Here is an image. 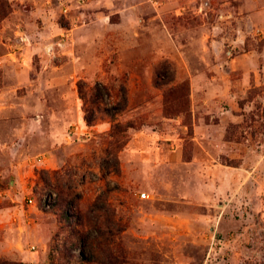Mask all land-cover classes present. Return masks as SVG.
Instances as JSON below:
<instances>
[{"label": "rangeland", "instance_id": "obj_1", "mask_svg": "<svg viewBox=\"0 0 264 264\" xmlns=\"http://www.w3.org/2000/svg\"><path fill=\"white\" fill-rule=\"evenodd\" d=\"M219 2L180 14L184 0H0V264H108L109 240L113 264H264V0L242 13L232 0L225 17ZM212 64L226 96L202 112L221 139L206 150L244 182L208 203L185 162L200 155L193 99L216 92L201 79ZM72 104L93 125L73 111L60 129Z\"/></svg>", "mask_w": 264, "mask_h": 264}, {"label": "crops", "instance_id": "obj_2", "mask_svg": "<svg viewBox=\"0 0 264 264\" xmlns=\"http://www.w3.org/2000/svg\"><path fill=\"white\" fill-rule=\"evenodd\" d=\"M33 2L35 6L40 5L41 3L47 1H41V0H10L13 4L15 3H24V2ZM73 1V0H72ZM218 1V0H217ZM219 9L217 11V15H220L221 17H225L228 15H231L232 13L230 11H226L224 7L228 4H230V1L232 3V0H219ZM238 4V13H242L245 11L243 0H233ZM77 3V2H76ZM47 4V3H46ZM80 4V3H77ZM189 0H184V4L180 6V14L183 12H186V9L188 8ZM190 6V5H189ZM46 8L49 6H45ZM192 10L194 14H198V8L195 7V4H193ZM234 11H236L234 9ZM194 28L192 29V32H194ZM191 37V36H190ZM194 36L192 39L188 38V36L184 37L183 40H181L180 43H178L179 47H188L190 44H194ZM6 47H9L7 43L2 42ZM221 49V48H220ZM35 50V52H39V49H32V52ZM179 50V48H178ZM30 52H27L26 50L21 53V56L18 57L17 63H19V59H24L29 55ZM41 54V52L39 53ZM7 55H16L15 51H7ZM43 55V53L41 54ZM21 64V63H19ZM28 66V65H27ZM55 66V65H53ZM210 66V65H208ZM57 68V66H55ZM233 64L230 63L229 68H233ZM219 64H212L210 66V70H213L216 72L215 74L209 75L207 77L205 75L201 77L202 83L204 84H215L217 87L215 88L216 92L214 94H207L203 96L200 95V99H198V103H195L193 99V113L194 117L197 115V120L195 127H194V137H193V144L194 148L200 152V155L194 156L191 161L185 162L194 165V175L195 179L199 181L194 186V190H208L205 194H200L201 200H206V202L211 203L220 198L221 195L225 194L226 189H235V192L237 193L239 190H241L242 184L244 180L240 175L241 172L238 167H232L228 165H224L221 163L213 154L212 152H208L206 149L216 147V145H220L221 139L219 136H214L212 133L213 127L212 124L205 122L204 117L206 115H203L207 107L209 106L210 102L214 104L213 101L216 102V104L220 103L223 98H225L226 93L223 86H220L222 83L220 78V72L218 71ZM191 83H195L198 79V75L195 71H191ZM242 81L247 80V74H242ZM200 78V77H199ZM67 78L65 76L63 77H51L50 80H46V84H60L66 82ZM237 93L235 92L233 96H236ZM200 100V101H199ZM66 107V105H65ZM73 111L76 112V121L80 122L82 125V128H87L88 126L84 125V119L79 109L75 108L72 104V106H69L67 109L65 108L64 113L62 114L61 118V124L60 129H65L71 124H74L72 115ZM199 111V112H198ZM227 113H230V115H227L230 120H232L235 115L232 111H226ZM224 113V112H223ZM95 129H99L98 126H92ZM221 132V131H220ZM217 134V133H216ZM221 135V134H220ZM223 135V133H222ZM221 135V136H222ZM65 138V137H64ZM62 141V137H58L57 135L54 137V143ZM170 147L173 148V150L170 152L172 154H176V157L180 155V148L178 147V144L174 146L173 143H170ZM175 147V148H174ZM201 150H203L201 152ZM180 161V159H179ZM242 181V182H241ZM234 191V190H233ZM148 195V194H147ZM206 197V198H205ZM204 202V201H202Z\"/></svg>", "mask_w": 264, "mask_h": 264}, {"label": "trees", "instance_id": "obj_3", "mask_svg": "<svg viewBox=\"0 0 264 264\" xmlns=\"http://www.w3.org/2000/svg\"><path fill=\"white\" fill-rule=\"evenodd\" d=\"M84 82L82 81H79L77 83V91L80 95V97L85 100V95H84V91H83V87H84ZM90 97H92V95L90 94ZM90 102L92 103V101L90 100ZM166 106L164 105V108ZM110 118L113 120L115 119V115L112 113L110 114ZM84 119H85V122L87 125H93V118L90 116L89 114V111L86 109H84ZM128 126H126L127 128ZM124 133H125V129L122 128L117 122L114 123L112 125V128H111V132H110V137H119V136H124ZM108 143H112V144H116L117 143V140H114V141H107ZM81 230H74V234H75V237L77 239V242L81 243L82 245H88L89 247L92 246V242L89 240V238H87L86 236V232H85V224L81 223ZM91 228H95L94 230L97 231V233L100 235V230H99V227L98 226H93V224H91ZM107 245L109 246L108 249H107V252H106V256L107 258L105 257L106 259V262H108V264H113L115 263L116 261V254L114 253V249H117L120 251L122 250V248L120 247H117V244H116V247L114 248V245H113V241L112 240H109L107 242Z\"/></svg>", "mask_w": 264, "mask_h": 264}, {"label": "built area", "instance_id": "obj_4", "mask_svg": "<svg viewBox=\"0 0 264 264\" xmlns=\"http://www.w3.org/2000/svg\"><path fill=\"white\" fill-rule=\"evenodd\" d=\"M73 1H75V2H77V3H84L85 1H87V0H73ZM141 197L142 198H146V197H148V195L146 194V193H141ZM29 202H32V200L31 199H29ZM31 248L33 249L34 248V246H31Z\"/></svg>", "mask_w": 264, "mask_h": 264}]
</instances>
